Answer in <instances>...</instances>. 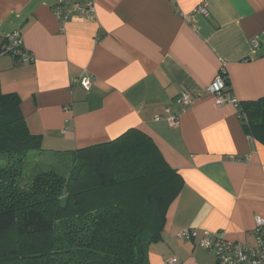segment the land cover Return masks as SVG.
Listing matches in <instances>:
<instances>
[{"label":"crops","instance_id":"crops-1","mask_svg":"<svg viewBox=\"0 0 264 264\" xmlns=\"http://www.w3.org/2000/svg\"><path fill=\"white\" fill-rule=\"evenodd\" d=\"M55 1L0 0V44L19 29L35 58L23 63L0 53V89L20 98L30 131L42 136L41 151L68 153L137 128L184 180L162 240L150 246V264L171 257L216 264L198 245L208 232L255 245V215L264 217V143L208 87L224 68L237 100L264 97V0H74L93 2L95 11L72 10L63 21ZM85 75L94 78L88 91L76 81ZM183 92L192 102L182 107L176 98ZM177 113L176 126L155 119ZM186 228L196 236L177 238Z\"/></svg>","mask_w":264,"mask_h":264},{"label":"trees","instance_id":"trees-1","mask_svg":"<svg viewBox=\"0 0 264 264\" xmlns=\"http://www.w3.org/2000/svg\"><path fill=\"white\" fill-rule=\"evenodd\" d=\"M237 112L248 136L264 143V97L240 101ZM42 143L20 98L0 89V264H150L184 186L152 138L131 128L68 152L79 162L64 175L38 170L24 183L30 152L58 153L42 152Z\"/></svg>","mask_w":264,"mask_h":264},{"label":"built area","instance_id":"built-area-1","mask_svg":"<svg viewBox=\"0 0 264 264\" xmlns=\"http://www.w3.org/2000/svg\"><path fill=\"white\" fill-rule=\"evenodd\" d=\"M55 12L63 21L67 20L72 10H76L82 14H92L95 11L94 3L87 2L83 5L76 4L74 0H56L54 3ZM199 11L206 14L208 11L206 6H200ZM254 46L259 42L253 40ZM1 54H11L17 61L28 63L34 62L35 58L31 52L23 46L22 33L19 29L11 32L2 39L0 44ZM228 74L223 68L218 76L208 87L209 91L215 94L218 104H234L237 108L238 103L232 90L226 85ZM87 91L93 87L94 78L91 75H85L76 79ZM192 102L189 93L183 92L176 98L178 106H186ZM171 108H166L165 112L170 113ZM156 120L165 119L170 125L176 126L180 123V113L168 115L167 117L156 116ZM231 158H235L231 156ZM255 245L248 246L242 242L229 240L222 232H208L200 238L198 245L215 256L216 264H264V217L255 215V227L253 229ZM181 239H191L196 236L195 228H187L178 232ZM167 264H176V258L172 257Z\"/></svg>","mask_w":264,"mask_h":264},{"label":"rangeland","instance_id":"rangeland-1","mask_svg":"<svg viewBox=\"0 0 264 264\" xmlns=\"http://www.w3.org/2000/svg\"><path fill=\"white\" fill-rule=\"evenodd\" d=\"M71 152L73 153L74 150ZM72 153L60 155H57V153L56 155H48L45 153H40L39 151L30 152L24 164L23 182H31L33 175L38 170L48 169L54 172L62 173L64 175L68 168L72 167L75 162H79L78 157ZM1 156H4L2 152H0V157ZM2 162L3 161H0V165H2Z\"/></svg>","mask_w":264,"mask_h":264}]
</instances>
